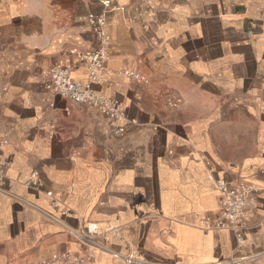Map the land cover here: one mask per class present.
Instances as JSON below:
<instances>
[{"label":"crops","instance_id":"obj_1","mask_svg":"<svg viewBox=\"0 0 264 264\" xmlns=\"http://www.w3.org/2000/svg\"><path fill=\"white\" fill-rule=\"evenodd\" d=\"M115 4L120 8L108 17L110 73L97 88L126 107L133 122L123 135L111 131L100 111L45 87L52 66L86 76L77 53L98 45L88 18L101 12L100 3L0 0V131L10 139L0 148L8 190L0 193V264H37L66 248L84 253L61 223L19 199L71 227L97 223L106 246L137 249L154 261L212 264L259 253L250 264H264V223L241 244L231 232L201 224L202 216L219 214L216 175L264 189V127L256 138L259 154L225 157L217 117L191 120L187 110L196 99L204 104L197 114H264V0ZM125 69L147 81L123 75ZM222 96L227 105L205 108ZM229 129V145H239L242 127ZM252 130L246 141L253 148ZM35 171L38 190L28 184ZM91 264L124 263L97 252Z\"/></svg>","mask_w":264,"mask_h":264},{"label":"built area","instance_id":"obj_2","mask_svg":"<svg viewBox=\"0 0 264 264\" xmlns=\"http://www.w3.org/2000/svg\"><path fill=\"white\" fill-rule=\"evenodd\" d=\"M97 2L102 6V10L98 15H90L88 22L98 37V45L93 50L77 53L79 60L87 64L86 76L82 79L76 78L74 76V67L72 66H52L44 74L46 78L45 87L56 97L70 99L100 111L107 117L111 131L116 135H123L126 125L133 122V120L128 118L126 107L119 99L110 98L97 88L98 85L106 82L110 73L107 62L110 57L109 50L112 37L109 32L108 17L110 13L120 7L115 4V0H97ZM121 73L129 78L147 81L145 76L132 70L125 69ZM4 92V88L0 89V103ZM66 112L69 114V109H66ZM9 142V134L5 131H0V148L7 146ZM206 162L214 173L215 170L211 167L210 161L207 160ZM6 167L7 163L0 161V193L5 194L8 193L5 187L7 179ZM214 181L220 200L219 214L202 216V227L206 230L229 231L234 235L237 244H241L248 231L264 223V199L261 197L264 194V189L257 188L252 182L244 180L232 181L219 175L214 177ZM41 182L39 172L35 171L28 184H31L33 189L38 190ZM46 194L52 196L51 191H46ZM19 200L30 207L44 212L50 219L61 223L81 244L84 250L83 254H79L70 248H66L50 257L41 259L37 264H91L95 260L97 252L108 254L115 259H119L124 264H166L147 258L137 249L121 252L106 246L99 240L103 233H101L97 223L88 222L82 223L78 228L71 227L64 222L62 216L45 211L31 201ZM259 255V253H239L212 264H250Z\"/></svg>","mask_w":264,"mask_h":264},{"label":"rangeland","instance_id":"obj_3","mask_svg":"<svg viewBox=\"0 0 264 264\" xmlns=\"http://www.w3.org/2000/svg\"><path fill=\"white\" fill-rule=\"evenodd\" d=\"M227 105L228 100L222 96L221 99L219 98H212L211 101H206L205 102V108L213 105ZM201 102H197L196 99H194L190 104L188 116L192 120L193 118H196L198 116L200 117H205L207 121H211V119H214L217 117L218 121V128L216 130V134L218 135V140L221 144V149H222V154L225 157H230V158H235L239 157L237 156L240 152L247 150L248 155L252 154H259L260 148L257 146V136L259 133V130L264 127V114H246V113H221L218 114L217 116H214L213 114H197V110L199 109L200 106H203ZM239 123V124H238ZM234 125H238L239 128L242 127V130H237V137L240 138L241 143L239 145H229V140H228V134L230 133L231 127ZM251 125L253 126V148L250 146V139H248V143L246 141V136L250 134V128ZM246 130L248 131L246 135ZM234 131V130H233ZM232 131V132H233ZM252 150V151H251ZM262 152V151H261ZM251 153V154H250ZM263 157H264V150H263ZM264 164V159L262 160ZM231 164H234V162H230ZM264 196L261 195V197ZM259 257V256H258ZM258 257L256 259H258ZM252 263V262H251Z\"/></svg>","mask_w":264,"mask_h":264},{"label":"bare ground","instance_id":"obj_4","mask_svg":"<svg viewBox=\"0 0 264 264\" xmlns=\"http://www.w3.org/2000/svg\"><path fill=\"white\" fill-rule=\"evenodd\" d=\"M254 185H255L257 188L262 189V188H260V187H262V186L257 185L256 183H254Z\"/></svg>","mask_w":264,"mask_h":264}]
</instances>
